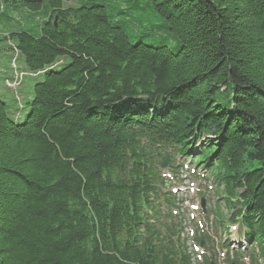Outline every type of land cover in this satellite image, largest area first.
<instances>
[{"label": "trees", "instance_id": "trees-1", "mask_svg": "<svg viewBox=\"0 0 264 264\" xmlns=\"http://www.w3.org/2000/svg\"><path fill=\"white\" fill-rule=\"evenodd\" d=\"M0 28H39L4 36L30 70L69 58L24 121L0 96V264H177L141 227L157 175L142 141L201 143L264 255V0H0Z\"/></svg>", "mask_w": 264, "mask_h": 264}, {"label": "rangeland", "instance_id": "rangeland-1", "mask_svg": "<svg viewBox=\"0 0 264 264\" xmlns=\"http://www.w3.org/2000/svg\"><path fill=\"white\" fill-rule=\"evenodd\" d=\"M69 5H73V2L70 1L65 3V6H69ZM20 29H24V30L32 29L34 33H36L39 30V28H0V96L7 103L8 112L10 116L15 117L17 112H19V121H24L25 117L29 113V107L27 105V102L32 100L34 85L42 77L27 76L24 79L22 85L19 86L17 92L22 96L23 104H24L23 109H19V104L16 101V90L7 87L4 81L1 79L2 72L10 69V59L15 54L14 50L10 49V47L13 45V41L5 40L4 36L8 34L10 31L20 30ZM63 61L67 63L69 62V58L64 57ZM18 64L26 68L22 56L20 57ZM200 150L201 147L198 148L196 152L200 153Z\"/></svg>", "mask_w": 264, "mask_h": 264}, {"label": "water", "instance_id": "water-1", "mask_svg": "<svg viewBox=\"0 0 264 264\" xmlns=\"http://www.w3.org/2000/svg\"><path fill=\"white\" fill-rule=\"evenodd\" d=\"M57 19H58V17H56V20H55V26H57Z\"/></svg>", "mask_w": 264, "mask_h": 264}, {"label": "built area", "instance_id": "built-area-1", "mask_svg": "<svg viewBox=\"0 0 264 264\" xmlns=\"http://www.w3.org/2000/svg\"><path fill=\"white\" fill-rule=\"evenodd\" d=\"M16 80H17V81H16V82H15L13 85H15V84H17V83H18V79H17V78H16Z\"/></svg>", "mask_w": 264, "mask_h": 264}, {"label": "crops", "instance_id": "crops-1", "mask_svg": "<svg viewBox=\"0 0 264 264\" xmlns=\"http://www.w3.org/2000/svg\"><path fill=\"white\" fill-rule=\"evenodd\" d=\"M9 73H10V71H7V74H6V75L8 76V75H9ZM10 74H11V73H10Z\"/></svg>", "mask_w": 264, "mask_h": 264}, {"label": "bare ground", "instance_id": "bare-ground-1", "mask_svg": "<svg viewBox=\"0 0 264 264\" xmlns=\"http://www.w3.org/2000/svg\"><path fill=\"white\" fill-rule=\"evenodd\" d=\"M56 20V19H55Z\"/></svg>", "mask_w": 264, "mask_h": 264}]
</instances>
